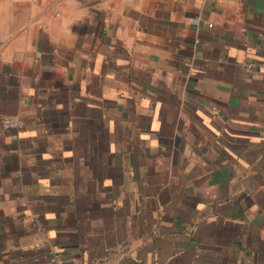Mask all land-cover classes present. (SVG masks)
Listing matches in <instances>:
<instances>
[{"label":"crops","instance_id":"1","mask_svg":"<svg viewBox=\"0 0 264 264\" xmlns=\"http://www.w3.org/2000/svg\"><path fill=\"white\" fill-rule=\"evenodd\" d=\"M0 264H264V0H0Z\"/></svg>","mask_w":264,"mask_h":264},{"label":"built area","instance_id":"2","mask_svg":"<svg viewBox=\"0 0 264 264\" xmlns=\"http://www.w3.org/2000/svg\"><path fill=\"white\" fill-rule=\"evenodd\" d=\"M2 125L5 129L8 130H19L23 128L24 122L20 118L9 117L3 119Z\"/></svg>","mask_w":264,"mask_h":264}]
</instances>
